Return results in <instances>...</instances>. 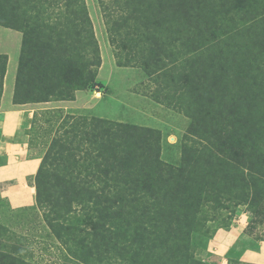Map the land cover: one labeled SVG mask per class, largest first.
Masks as SVG:
<instances>
[{"label":"trees","instance_id":"1","mask_svg":"<svg viewBox=\"0 0 264 264\" xmlns=\"http://www.w3.org/2000/svg\"><path fill=\"white\" fill-rule=\"evenodd\" d=\"M98 1L110 18L120 12L122 0ZM251 1L124 0L144 24L140 64L164 94L155 100L191 120L179 164L161 158L159 129L36 110L29 140L49 144L35 205L17 212L41 218L66 260L210 264L203 247L219 227L210 232L207 211L245 202L248 227L264 214V12ZM0 26L22 33L15 104L73 101L97 77L86 0H0ZM8 61L0 53V105ZM14 210L0 209V264H33L26 238L3 221Z\"/></svg>","mask_w":264,"mask_h":264},{"label":"rangeland","instance_id":"2","mask_svg":"<svg viewBox=\"0 0 264 264\" xmlns=\"http://www.w3.org/2000/svg\"><path fill=\"white\" fill-rule=\"evenodd\" d=\"M86 4L100 46L102 65L97 77L93 81L86 82L79 90L81 91L79 97H75L73 101H64L63 106L68 105V108L62 105L61 108L73 115L96 116L159 129L162 137L161 158L168 163L179 164L182 146L188 140L185 134L191 120L178 108L155 100L156 96L162 100L164 94L156 92L158 83L153 81L140 64L142 53L146 51L144 46L147 45L140 30L144 24L140 25L135 18L128 17V11L132 7L128 6L124 0L121 1L120 12H117L115 7L111 8L112 18L106 15V11L98 0H86ZM248 9L257 11L258 14L263 13L264 0H252ZM122 13L128 17L124 25L123 20H120L121 23L118 24L115 21L116 17ZM248 15L247 11H243L239 18L242 20ZM235 19L231 17L230 23L235 22ZM225 23H221L219 27ZM21 43L20 31L0 26V53H6L9 56V89L16 76ZM45 106L53 107V103H47ZM45 106H38L37 109H43L42 107ZM48 144L43 140L30 141L29 154L40 158ZM3 159L1 158L2 161ZM23 183L25 181L15 180L4 183L5 186L0 184V209L8 211L15 209L14 213L10 212L3 220L4 223L12 226L26 238L24 241L28 246L27 258L33 264H73L66 260L65 254L58 247V242L50 236L49 230L40 222L41 218H37L31 212H17L20 207L35 205V195L34 198L30 196L28 188H25L23 199L12 194L18 191L20 184ZM20 204L22 205L18 206ZM244 211L247 212L245 202L226 204L224 207L219 206L216 211H207V225L211 226L210 232L228 222L232 223L239 213ZM254 220L255 223L252 226H247L246 235L243 238V241H249V244L264 240V214L256 215ZM25 223L27 224L23 227ZM209 236L210 233L203 247L204 255L208 259L214 237L209 238Z\"/></svg>","mask_w":264,"mask_h":264},{"label":"crops","instance_id":"3","mask_svg":"<svg viewBox=\"0 0 264 264\" xmlns=\"http://www.w3.org/2000/svg\"><path fill=\"white\" fill-rule=\"evenodd\" d=\"M8 76L7 68L0 105V184L15 180L25 181L20 184L19 190L12 194L23 199L25 188H28L29 195L34 198V179L41 157L29 154V131L38 106H45L47 103L15 104V77L9 89ZM80 93L81 91H78L76 98ZM48 103H53V107H62L65 104L64 101ZM63 107L68 108V105ZM1 158H4L3 161ZM248 223L249 215L244 211L239 213L229 227L218 228L211 241L208 259L210 264H264V240L252 244L243 241Z\"/></svg>","mask_w":264,"mask_h":264}]
</instances>
